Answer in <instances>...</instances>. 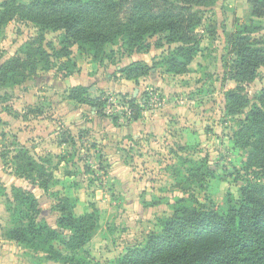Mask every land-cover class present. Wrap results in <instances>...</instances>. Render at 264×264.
Listing matches in <instances>:
<instances>
[{"label": "rangeland", "instance_id": "1", "mask_svg": "<svg viewBox=\"0 0 264 264\" xmlns=\"http://www.w3.org/2000/svg\"><path fill=\"white\" fill-rule=\"evenodd\" d=\"M203 10V21L197 28L200 50L184 74L174 75L158 66L140 77L138 83L132 81L128 93L111 87H122L120 78L124 77L119 72L122 67L135 61L152 65L164 56L168 46H154L162 37L159 35L146 39L150 44L146 49L131 53L122 42L107 45L106 57L101 61H93L73 47L72 60L76 63L73 73L65 75L58 66L44 70L38 65L36 73L23 83L0 87L2 184L8 195L13 185L30 187L29 181L14 172L13 156L21 147L27 148L36 160L50 159L56 182L46 193L37 190L38 195L43 194L37 218L55 226L59 215L56 205L63 194L79 200L74 209L77 215L91 212L94 207L98 228L77 252L92 263L115 264L129 248L143 245L158 220L167 217L173 202L183 195L177 182L186 176L193 163L205 156L209 164L218 165L219 177L207 179L204 190L197 191L198 198L221 210L227 207L228 194L233 196L234 204L239 203V188L252 171L242 169L246 151L233 143L236 120L242 115L226 112L225 92L234 88L235 83L222 81V57H229L225 55L226 34L248 26L251 8L249 0H217L212 7ZM253 22L260 26L255 36L264 39V18H253ZM36 32L32 24L22 21L13 20L4 26L0 31V63L20 53ZM60 37L58 32H45L46 41L52 42L54 48L59 47ZM75 85L85 86L87 95L92 98L102 96L106 100L101 111L78 105L82 107V117L88 118L87 113L96 111L94 123L101 129L95 133L86 127H75L73 132L59 123L63 112L78 104L67 98L69 89ZM262 87L264 66L246 86L245 93L253 99ZM131 96H136L145 113L139 118L145 123L134 125L136 135L128 136L118 128L131 123L120 107L121 101ZM104 118L117 122L106 129ZM30 124H34V128L45 126L50 138L56 142L66 138L67 144L54 152L27 146L33 138L28 133ZM105 155L112 158H104ZM2 200L0 198V264H59L47 260L42 252L3 241L2 230L11 225H8L10 217ZM58 248L66 252L59 245Z\"/></svg>", "mask_w": 264, "mask_h": 264}, {"label": "trees", "instance_id": "2", "mask_svg": "<svg viewBox=\"0 0 264 264\" xmlns=\"http://www.w3.org/2000/svg\"><path fill=\"white\" fill-rule=\"evenodd\" d=\"M216 1L2 0L0 31L14 20L32 24L37 32L20 53L0 63V87L23 83L36 73L38 65L44 70L58 66L65 75L73 73V47L93 61H101L106 57L107 45L122 42L131 53L146 49L150 46L146 39L159 35L162 37L154 46H168L160 60L152 65L135 61L119 72L135 83L158 66L174 75L184 74L200 50L197 28L203 21V9ZM249 4L248 26L226 34L225 55L231 57H222V81L235 83L225 92L226 112L242 115L236 120L233 143L246 151L242 169L252 171L239 188L238 205L231 194L223 210L198 198L197 191L204 190L206 180L219 177L218 165L209 164L205 156L177 182L183 195L173 202L171 213L158 220L143 245L129 248L115 264H264V87L253 99L245 93L264 66V39L255 36L260 26L253 22V18H264V0H249ZM48 31L60 33L58 48L46 41ZM86 92L85 86L75 85L69 89L68 98L101 111L105 98H92ZM127 103L131 107L130 120L137 121L142 114L137 98L131 96ZM39 159L24 147L13 156L15 175L29 181L30 187L13 185L8 195L0 180V197L11 225L2 230V237L24 249L42 252L53 263L100 264L77 253L98 228L94 207L91 212L77 215L74 209L79 200L63 194L56 205L59 215L55 226L37 218L43 197L37 190L46 193L56 182L49 166L51 160Z\"/></svg>", "mask_w": 264, "mask_h": 264}, {"label": "crops", "instance_id": "3", "mask_svg": "<svg viewBox=\"0 0 264 264\" xmlns=\"http://www.w3.org/2000/svg\"><path fill=\"white\" fill-rule=\"evenodd\" d=\"M120 83L122 84L121 85L122 87H116V85H115V87L114 86H111V87L117 91H121L123 93H128L129 88L131 87L132 80H128L126 78H120ZM136 92L137 91L134 90V94H136ZM67 98H68V93H67ZM68 100L71 102H75L73 100H70L69 98H68ZM70 105H72V104H70ZM78 105H81V103H78L76 108H75V105L73 104L72 108H68L67 110H65V112H63L64 116L61 117V121L59 122L61 124V127H66L67 129H70L73 132H74L75 127H80V128L86 127L88 129V131L92 130L93 133H95L94 131H99V129H101V128H99L94 123V122H96V119L93 118L97 115L96 111H94V112L92 111L90 113H87L89 115L88 118L82 117V115L80 113L83 110H82V107H78ZM83 105H86V104H83ZM142 114H145V113H142ZM80 116H81V118H80ZM104 120H107V121L103 122L104 125L106 126V129H110L112 126L113 127L115 126L114 125L115 123L109 121L108 119L104 118ZM104 120H102V121H104ZM143 123H145L144 119H142V120L138 119L137 121L131 120L130 124H128L126 126H122L121 128H118V130L122 131V133L124 131L125 135H128V136L136 135L135 132L133 131V126L134 125L135 126H141V125H143ZM33 125L34 124H30V126L28 127V133H29L30 137L33 136V138H30V140L26 143L27 146L32 145L35 149H39L40 147H42L43 149H48V150L52 149V151L54 152L55 150H59L67 144L66 138L64 140L61 138L58 142H56V140H54V138H52V137L50 138V135L47 134L48 130H47V132H45V130H44L45 126L39 127V125L38 126L36 125V128H34ZM40 125H43V122H41ZM33 128H34V131H33ZM115 128H117V127H115ZM73 132H71V133H73ZM105 143H106V141H105ZM104 158H107L110 160L112 157L109 155H105ZM8 225H10V223H8ZM3 241L11 242V243L14 242V241L6 240L4 238H3Z\"/></svg>", "mask_w": 264, "mask_h": 264}, {"label": "built area", "instance_id": "4", "mask_svg": "<svg viewBox=\"0 0 264 264\" xmlns=\"http://www.w3.org/2000/svg\"><path fill=\"white\" fill-rule=\"evenodd\" d=\"M120 107L123 109L122 113L124 116H130L131 114V107L128 105L127 100H122L120 103Z\"/></svg>", "mask_w": 264, "mask_h": 264}]
</instances>
